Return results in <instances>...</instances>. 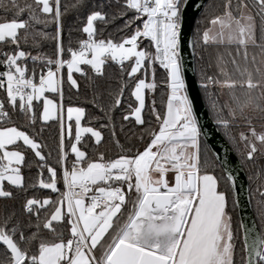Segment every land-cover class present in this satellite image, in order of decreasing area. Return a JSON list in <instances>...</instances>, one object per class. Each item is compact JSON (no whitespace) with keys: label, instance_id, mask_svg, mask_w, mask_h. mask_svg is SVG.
Instances as JSON below:
<instances>
[{"label":"snow or ice","instance_id":"obj_1","mask_svg":"<svg viewBox=\"0 0 264 264\" xmlns=\"http://www.w3.org/2000/svg\"><path fill=\"white\" fill-rule=\"evenodd\" d=\"M189 3L107 0L78 29L87 38L66 48L64 17L86 8V0H0V264H264V182L256 189L261 225L234 229L232 161L202 139L209 133L200 124L182 54L186 46L224 48L217 51L216 72L201 69L199 87L212 122L242 163L255 164L264 157V131L253 123L264 122V0H222L212 16L206 15L210 2L195 4L208 27L198 28L190 42L183 34ZM120 20L117 31L130 29V35L98 38L103 28L97 22ZM46 41L55 42L54 58L40 51ZM112 64L119 68L115 80L106 73ZM157 66L165 73L163 113L148 95L161 86ZM76 74L90 95L65 107V83L69 99H80ZM225 89L228 99L221 102ZM238 121L248 131L237 136ZM53 125L58 137L51 163L43 136ZM105 129L119 149L113 159L99 151ZM146 138L144 149L133 151V142ZM33 168L29 182L25 170ZM36 190L57 195H29Z\"/></svg>","mask_w":264,"mask_h":264},{"label":"trees","instance_id":"obj_2","mask_svg":"<svg viewBox=\"0 0 264 264\" xmlns=\"http://www.w3.org/2000/svg\"><path fill=\"white\" fill-rule=\"evenodd\" d=\"M87 2V7L84 9H81L79 13L73 12L70 15H67L64 17V29H63V43L65 45V47L67 48L69 46V43L71 42V46L72 47H77L78 46V42L82 39H86V34L82 33L81 31H79L78 29H81L84 24L86 23V15L93 10L94 6H98L100 4L106 3L107 0H86ZM211 3L213 5V7L208 8L207 10V16H212L214 14H216V12L218 11L215 8V5L221 4L222 0H208L207 3ZM62 3L64 4H70L72 3V0H62ZM107 11V9H105ZM4 16L3 12H0V18H2ZM9 19H11V16H8ZM23 18H27V16L25 15ZM201 21H203V23H201ZM140 21H137V24H140ZM123 24V20L118 21L117 25H109V26H104L102 24H100L99 22H97V26L98 28H103V32L102 35L98 36V38H109L111 37L114 40L119 41L122 37L126 36V35H130L131 34V30H127L125 32H119L117 31V27L118 25H122ZM208 27V23H207V19L205 18V16H202V13L198 16L195 24H194V30H193V36L194 33L196 32V30L199 28L201 31ZM49 32H53L54 30V26H50L48 29H46ZM71 33V34H69ZM148 42L145 41V45H147ZM25 50L27 51H31L33 55L36 54V51L33 50L31 47L26 46ZM42 54H45L47 56H51L54 58V54H55V42L53 41H46L43 42L41 45V49H40ZM217 51H224V48L221 47L219 49H217V47L215 46H209L207 48V50H201V49H196L195 50V61H196V78L197 81L199 83V77H200V72L201 69H205L208 74H212L214 72H216V68H215V57L217 54ZM201 57H203V59H201ZM211 65V67H209ZM28 67L31 68L32 67V62L29 61L28 62ZM65 72V76H66V69L64 70ZM106 73L109 77H111L113 80L117 79L119 76V68L117 65L112 64L110 66L106 67ZM77 78L80 80L81 83V95H80V99L77 100L75 95H72V98L69 99V92H68V86L67 83H65V107L69 106V105H79L82 104L84 99H85V95H90L88 93L85 92L84 90V81L83 78L79 77V74H76ZM164 76L165 73L164 71H162L159 66H157V71H156V81L158 83L159 86L154 94V97L152 95V93H149V98H154L156 100V107L157 109L163 113L165 111V105H166V100H167V89L165 87L162 86V82L164 80ZM75 90H73L74 92ZM201 94H202V98L205 102V105L207 107V102H206V97L204 95V91L203 89L200 88ZM125 107L127 104V100H128V93H125ZM221 102H223L224 100L228 99V95H227V90H224V95L221 96ZM90 108V105H89ZM208 109V107H207ZM39 111V109H38ZM208 112L212 117L211 112L208 109ZM122 115V111L121 110H117V112L115 113L116 116V124H117V131L119 132V125H120V117ZM13 119L16 120L17 125H21L23 124V120L20 119L18 116H13ZM254 126L256 127L257 131H264V126H262V124H264V122H261L260 120H254L253 121ZM39 126V125H38ZM98 127V125H96ZM152 126L156 127V121L154 120V118H152ZM27 130V129H25ZM220 130V129H219ZM241 131H245L247 132V126L243 123V122H237V126L233 127V134L234 135H239V133ZM220 132L223 134V131L220 130ZM104 136H105V143H103L100 147H99V151L100 152H104L105 153V159H113L116 158L117 153L119 152V149L116 148V146L114 144H112L110 142L111 140V134L110 132L105 129L103 130ZM58 137V128L53 125L51 127H48L47 130L44 133L43 139L49 144V147L52 149L53 151V159L50 161L51 163L55 162V157H56V152H55V143H56V139ZM225 138V136H224ZM119 139L121 141V143H124L127 145V141L124 137V135H119ZM226 139V138H225ZM227 140V139H226ZM228 142V140H227ZM88 143L91 145L93 143V141L88 140ZM134 147H133V151H135L136 149L139 150H143L144 147L146 146V144L148 143L147 138L145 139L144 142H139V141H134ZM229 143V142H228ZM229 145L231 146L232 150L234 151V153L236 154V156L238 157V159L241 161V158L238 156V154L235 152V150L233 149L232 145L229 143ZM89 153L90 156H92L93 150L91 147H89L88 149H86ZM31 155V154H29ZM242 166L244 168V171L246 173L247 176V180L249 183V188H250V197H251V202H252V209H253V213L255 216V220L258 226L261 225V220L259 218V205L257 204V201L261 199V197L259 196V193L256 192L257 186L258 184H260L261 182H264V177H261L260 179H257V174L259 172H261V170H264V157H260L256 160L255 164H253L252 162H248V163H242ZM211 170V169H210ZM36 173V169L33 168L31 171L29 170H25V177L26 179L31 180V178L33 176H35ZM216 174L218 176L223 177V173L220 171L219 168L216 169ZM251 178V179H250ZM61 191H63V185H60ZM226 185L223 181V179H221V189H225ZM32 194H36L41 196V198H43L46 195H51L55 198V196L57 195L56 193H49L48 191L45 190H36L35 193L30 192L29 195ZM234 200V196L232 193V190L230 192V214L232 215L233 218V227L234 229L237 228L240 224V220H239V216H238V211L235 207L232 206L231 201ZM9 204L13 203L11 201L8 202ZM17 206H18V202ZM241 232V230H240ZM45 235L48 238H51V235L48 233H45ZM68 237V233L67 230L65 229V238L67 239ZM241 239H242V234H241ZM240 246L238 245V250H237V259L239 260V257L241 255L240 252ZM99 254V253H98Z\"/></svg>","mask_w":264,"mask_h":264},{"label":"water","instance_id":"obj_3","mask_svg":"<svg viewBox=\"0 0 264 264\" xmlns=\"http://www.w3.org/2000/svg\"><path fill=\"white\" fill-rule=\"evenodd\" d=\"M207 2L208 0H190L183 28L184 37L187 38L189 42L193 38L194 24L198 16L203 11V9H197L194 5L197 3L205 4ZM182 54L187 69L186 78L191 84V95L195 97V105L198 111L200 124L203 126L205 133H209L207 137H202V139L209 140L214 148L221 149V156H224L225 153H227L231 159L232 163L230 168L236 176V188L232 189V193L236 202L235 205L238 211L240 223L248 225L249 227L253 224L257 225L252 209L249 183L242 163L220 132L218 126L212 122L213 119L211 118L202 98L199 83L196 78L195 51L191 46H186ZM241 234L243 236V229H241Z\"/></svg>","mask_w":264,"mask_h":264},{"label":"built area","instance_id":"obj_4","mask_svg":"<svg viewBox=\"0 0 264 264\" xmlns=\"http://www.w3.org/2000/svg\"><path fill=\"white\" fill-rule=\"evenodd\" d=\"M3 70H5L2 66H0V71H3ZM162 71H163V69H161ZM3 93L2 92H0V98H2L3 97Z\"/></svg>","mask_w":264,"mask_h":264},{"label":"rangeland","instance_id":"obj_5","mask_svg":"<svg viewBox=\"0 0 264 264\" xmlns=\"http://www.w3.org/2000/svg\"><path fill=\"white\" fill-rule=\"evenodd\" d=\"M258 132H259V130H258Z\"/></svg>","mask_w":264,"mask_h":264}]
</instances>
